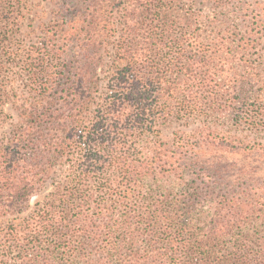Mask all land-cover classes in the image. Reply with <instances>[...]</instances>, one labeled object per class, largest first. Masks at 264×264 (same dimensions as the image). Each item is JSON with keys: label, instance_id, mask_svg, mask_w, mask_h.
<instances>
[{"label": "trees", "instance_id": "16d2710c", "mask_svg": "<svg viewBox=\"0 0 264 264\" xmlns=\"http://www.w3.org/2000/svg\"><path fill=\"white\" fill-rule=\"evenodd\" d=\"M28 1L0 0V264H264V192L220 181L236 153L212 121L264 125V60L246 57L264 13L53 0L31 41ZM173 121L199 125L169 142ZM170 173L179 189L148 187Z\"/></svg>", "mask_w": 264, "mask_h": 264}, {"label": "rangeland", "instance_id": "374dc122", "mask_svg": "<svg viewBox=\"0 0 264 264\" xmlns=\"http://www.w3.org/2000/svg\"><path fill=\"white\" fill-rule=\"evenodd\" d=\"M243 4V9L240 13V7L237 4H228L225 8L212 6V1L209 0H197L195 6L198 9L205 13H212L214 10L217 12H225L229 16L239 18L241 14L244 17H248L249 20L253 18L255 14L258 13L257 10L264 13L259 9L262 6L256 4L257 0H245ZM240 6H242L240 4ZM216 7V9H215ZM242 8V7H241ZM55 9L53 0H29L27 3V9L25 12V19L23 20L22 28L27 37L33 40L41 39L42 26L45 23H48L52 18V12ZM255 9V10H254ZM242 19H245L241 17ZM241 28H245L247 24H243L239 19L237 20ZM236 32H240L241 29H235ZM28 34V35H27ZM247 58L252 60H257L261 58L264 60V38L261 43L250 50L246 54ZM261 61V60H258ZM264 65V62L262 63ZM8 110L12 111L10 106ZM13 118H15L14 113L12 112ZM12 118V119H13ZM219 127L218 130H221L227 135L231 136L232 142L230 143L229 148L233 147L235 155H233L229 160L223 162L220 167L224 165L223 173L225 177L220 179V181L235 183L236 187L239 190H243L245 193L252 194L253 192H264V125L260 128H251L248 125L237 126L233 121L225 118L224 116H218V119L212 120ZM11 119L7 120L2 124L0 132L8 130L11 125ZM199 123L191 122L189 125L183 123L182 121H173L169 122L166 126L163 127L162 136L165 140L172 142L176 133L184 130H190L195 126H198ZM218 145L213 143L210 145V150H213V153ZM148 187L154 189L157 193L168 191L169 189H179L181 186V181L177 179L173 174H158L156 178H149L147 180ZM247 188V189H246ZM50 186H45L38 196L34 199H41L48 191ZM249 194V195H250ZM204 211L201 214L202 223L204 219L207 221L210 219L209 213L213 212L214 206L207 205L203 209ZM264 225V218L258 223ZM253 225H250L252 227ZM262 227V225H261ZM264 227V226H263ZM262 227V228H263Z\"/></svg>", "mask_w": 264, "mask_h": 264}]
</instances>
